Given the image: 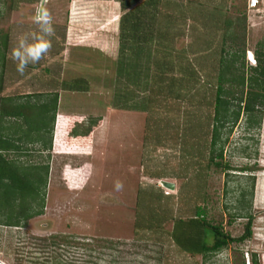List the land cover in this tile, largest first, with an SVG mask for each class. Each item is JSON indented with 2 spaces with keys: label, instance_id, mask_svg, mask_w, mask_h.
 <instances>
[{
  "label": "rangeland",
  "instance_id": "rangeland-1",
  "mask_svg": "<svg viewBox=\"0 0 264 264\" xmlns=\"http://www.w3.org/2000/svg\"><path fill=\"white\" fill-rule=\"evenodd\" d=\"M245 1L159 0L148 20L158 31L152 43L129 46L116 0L41 7L0 0V109L18 105L21 113H0V133L22 143L5 157L48 166L42 213L0 224V264H264V99L259 124L246 127L241 111L218 131L213 154L221 147V156L209 158L222 41L228 52L244 49L245 65L255 64L251 52L264 51V12L248 11ZM40 8L51 20L52 47L21 75L10 49L18 34L36 29ZM54 93V116L62 106L82 117L69 136H89L67 144L55 131L63 139L41 150L47 132L37 129L48 122ZM195 207L232 237L249 214L250 236L205 260L182 251L170 232ZM11 209L1 208L0 221Z\"/></svg>",
  "mask_w": 264,
  "mask_h": 264
},
{
  "label": "trees",
  "instance_id": "trees-1",
  "mask_svg": "<svg viewBox=\"0 0 264 264\" xmlns=\"http://www.w3.org/2000/svg\"><path fill=\"white\" fill-rule=\"evenodd\" d=\"M117 1L120 2L121 8H129L123 12L119 20V29L129 33L127 38L130 41L128 42L135 43L130 44L127 42V44L129 46H136L139 43H145L148 46L149 42L151 44L158 31L152 23L148 25V20H155V16L159 12L157 10L159 0H142L139 3H136L137 0ZM225 20L222 21L224 25L227 24ZM119 38L120 40L123 39V37ZM120 43L122 44L123 41L121 40ZM222 44L223 41L215 73L212 128L209 141L210 159L221 156V147L217 149L216 154H213L215 150L213 147L218 142L219 129L224 124H229L228 126L231 128L237 121L241 111L245 115L246 127L252 124L258 125L264 99V51L262 52L259 47L258 50L256 49L253 53L251 52L255 64L245 65L244 49L239 53L238 51L228 52V50H225L224 44ZM261 46L264 48V42L263 44L261 43ZM236 63H238V66L235 65ZM247 69L248 74H246ZM243 83H246L248 86L245 92L242 88ZM232 87H240L236 95L230 90ZM52 98L49 107L52 113L49 115L48 122L37 129L44 130L45 133L47 132V137L45 136L46 139L42 143L44 149L41 150L51 148L48 135L49 133L51 134L53 128L56 93H54ZM232 100L236 102L234 106L231 104ZM17 109H19L18 105L5 106V108L0 109V113L4 116L17 117L21 114ZM55 121L57 131L65 134L70 121L65 123H62L58 119ZM58 136L63 139L60 135ZM17 139L20 141L21 138ZM42 139L39 133L35 135L34 140L36 142ZM19 143L22 144L21 141L13 142L8 136L1 135L0 133V215L3 216L4 213L6 215L7 212L6 210H1V208L4 209L5 207V209H8L12 207L9 213L13 216L0 221V224L6 226H17L18 221L16 218L24 217V219H28L33 215H39L42 213L43 208L48 166L46 163L42 165L34 163L24 164L15 161V159L6 158L5 155L9 150H18ZM54 146L55 142L53 143ZM214 165L219 166L220 163L214 162ZM223 168L227 169V165H224ZM13 202L15 203L14 206H12ZM34 205L37 206L35 210L33 209ZM205 214L203 207H195L193 215L190 218L186 220L177 219L174 222L170 237L173 243L182 251L189 254H200L205 260L206 257L220 251L229 243H239L250 236L251 217L249 214H243L247 219L243 232L236 237L223 232L219 224H209L205 220ZM206 230L208 231L207 235L205 234ZM207 238L209 239L207 240ZM252 261L255 262V258Z\"/></svg>",
  "mask_w": 264,
  "mask_h": 264
},
{
  "label": "clouds",
  "instance_id": "clouds-1",
  "mask_svg": "<svg viewBox=\"0 0 264 264\" xmlns=\"http://www.w3.org/2000/svg\"><path fill=\"white\" fill-rule=\"evenodd\" d=\"M36 29L20 33L10 49V59L18 74L23 75L29 65L37 64L52 47L50 35L53 32L50 17L46 10L41 9L34 17ZM251 58L253 59L252 53ZM122 184L114 182V189L119 191Z\"/></svg>",
  "mask_w": 264,
  "mask_h": 264
},
{
  "label": "crops",
  "instance_id": "crops-1",
  "mask_svg": "<svg viewBox=\"0 0 264 264\" xmlns=\"http://www.w3.org/2000/svg\"><path fill=\"white\" fill-rule=\"evenodd\" d=\"M69 1H70V4H73V2L78 1V0H69ZM85 1H91V2L93 1V2H96V1H107V0H85ZM118 3L120 4V2H118ZM119 9H120V12H121V10L122 11L123 10L126 11L129 8H121V5H120ZM158 11H159V9H158ZM122 14H120L119 17H118V25H119L120 16ZM30 89H32V88H30ZM29 94H31L30 91H28L26 93V95H29ZM68 102H69V99H68ZM65 110H66L65 107H62V106L60 108L58 107L57 112L55 113V116H54L53 128H52L51 137H50L52 151H53V141L55 140L53 137L57 135V134H55V131H57V128H55L56 127V121L55 120H57V118L59 117L58 115H63L64 117L69 118V121H70L69 122V126L66 129V131H65V136L67 137V138L64 139V142L65 143H67V144L69 143L68 139H73V138H76V137H81L84 140H86L88 138V136H89V133L87 131H82V130H81L82 132L79 131V132H76L74 135L69 136L70 131H72L75 126H78V124H80L82 122V117H81L80 114H77V113H74V112L73 113L72 112H67ZM57 126H58V124H57ZM81 167L82 166L77 167V168H74V170H77L78 168H81Z\"/></svg>",
  "mask_w": 264,
  "mask_h": 264
},
{
  "label": "built area",
  "instance_id": "built-area-1",
  "mask_svg": "<svg viewBox=\"0 0 264 264\" xmlns=\"http://www.w3.org/2000/svg\"><path fill=\"white\" fill-rule=\"evenodd\" d=\"M246 8L251 12L264 11V0H246Z\"/></svg>",
  "mask_w": 264,
  "mask_h": 264
},
{
  "label": "water",
  "instance_id": "water-1",
  "mask_svg": "<svg viewBox=\"0 0 264 264\" xmlns=\"http://www.w3.org/2000/svg\"><path fill=\"white\" fill-rule=\"evenodd\" d=\"M44 1H45V0H40V7L42 6V4H43ZM40 9H41V8H40ZM165 185H166L167 187H169V188H172V185L169 184V183H165Z\"/></svg>",
  "mask_w": 264,
  "mask_h": 264
}]
</instances>
